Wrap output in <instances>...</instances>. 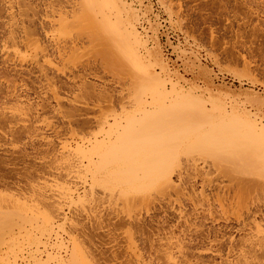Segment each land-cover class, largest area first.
Here are the masks:
<instances>
[{"label": "rangeland", "instance_id": "rangeland-1", "mask_svg": "<svg viewBox=\"0 0 264 264\" xmlns=\"http://www.w3.org/2000/svg\"><path fill=\"white\" fill-rule=\"evenodd\" d=\"M91 2L0 0V196L19 197L54 219L46 225L38 216L32 237L25 242L24 232L17 236L18 249L8 262L68 264L76 245L86 253V264H168L161 253L165 238L173 236L178 264H236L247 255L250 264H264V179L242 177L253 186L240 192L242 178L228 177L211 158L193 152L180 154L169 170L171 189L147 187L123 196L126 185H96L107 177L87 166L86 157L95 145L115 144L128 121L152 111L150 93L134 99L139 70L165 81L166 93L173 86L179 94L193 88L204 95L207 111L209 100L218 99L227 115L246 116L263 130L264 0ZM90 18L107 25L108 33L121 35L130 26L139 36L136 50L118 39L120 45L112 46L109 33L113 50L125 49L114 56L107 38L102 43L101 35L90 33ZM110 52L121 63L108 59ZM129 60L139 64L136 71L128 64L120 70L127 61L134 64ZM66 161L80 164L71 171Z\"/></svg>", "mask_w": 264, "mask_h": 264}, {"label": "bare ground", "instance_id": "bare-ground-1", "mask_svg": "<svg viewBox=\"0 0 264 264\" xmlns=\"http://www.w3.org/2000/svg\"><path fill=\"white\" fill-rule=\"evenodd\" d=\"M90 2H91V0H90ZM108 5L110 6V3ZM105 8H107V7L104 6V9ZM105 10H107V9H105ZM88 11H89V9H88ZM102 17H103V15H102ZM90 19H92V21H93V18H90ZM90 19H86V24L89 23L88 24L89 26L88 25L87 26H88V29H90V33L92 31L91 34L93 37H99L101 35L100 38L103 41L102 43H105V41H106V43H105L106 46H109V47H107V50L114 52V54L116 53L114 56H117L118 49H119L118 48L117 50L116 49L113 50L114 47L112 48V46H115L116 44L118 45L119 42L116 41L117 39L120 40V44L124 43L123 46L127 50H129V49L130 50L131 49L136 50V47H134V46L138 45L139 36L133 30H129L131 28L130 26H128L130 28L127 27L124 30L122 29L124 33H122L121 35L115 31L113 32V29H112V33H111V31L108 29L110 35L113 38L114 37L116 38V39L115 38L112 39V40H115L114 43L112 40H110V43H111V41L113 43V44L111 43L112 44V46H111V44L109 45V41L107 38L109 33H108V31L106 32V30H105L107 28L106 27L107 25L105 26V29L102 27L103 30H105V33H104V32H102L103 30H101L102 29L100 27L101 24L99 23L100 25H98V23L95 22V20H94L93 21L94 23H92V25H91V22H87ZM102 22H104V20ZM95 23H97V24H95ZM93 26H94L95 30L91 29V27H93ZM96 29H98V30H96ZM110 29H111V27H110ZM122 30H120L119 32H122ZM94 31L95 32L98 31L101 34L98 32L96 34ZM10 33L11 32H9V34ZM106 34H108V35L105 36ZM103 35L105 36V38ZM111 36H110V38H111ZM11 37L12 36H10V38ZM104 39H106V40L104 41ZM95 40H93V41L95 42ZM121 41H123V43ZM105 44H104V46H105ZM117 45L115 46L116 48H117ZM127 46L129 47V49L127 48ZM120 47H122V45ZM120 49L122 50V48H120ZM120 49H119V51H121ZM123 50H125V49H123ZM129 53H132V52L130 51ZM133 53H134V51H133ZM136 54H137V52L135 51V54H134L135 57L138 55V54L137 55ZM109 55H110V57L108 59H111V57H112L111 52ZM134 55L132 57H134ZM123 56H121V58L125 59V57H123ZM112 58H114V57H112ZM115 58L112 60V62H115V60H116L115 63L118 64L119 63L118 61H120V63H121V60H119V59L117 60V58L116 59ZM138 59H140V57ZM108 61L110 62V60H108ZM125 61H126V59H125ZM112 62H110V63H112ZM127 62H126V65L124 63L121 65V67H119L120 70H121V68L125 69L126 68L125 66H127V64H128L127 68L131 69V67H133L131 70L134 69L133 71L135 72L136 71L135 69H137L136 66H138L139 64L135 65V62L133 60L132 61L129 60V62L134 63L131 66V63H127ZM137 62H138V60H137ZM117 68H118V66H117ZM134 72L129 71V73H131V74H134ZM150 73H152V74H147V72L144 73V72L139 70V72L136 73V78L134 77L135 79L133 78L132 75L131 76H132L133 81H134L133 82L134 99L136 101H138L142 93H145V92L150 93L151 99H152V103H151L152 104V111L149 114L147 113V115L144 116L140 120H138V119L133 120L132 119V120L128 121V123H129L127 125L128 127L126 129H124L122 133L118 134V138L116 137L117 135L115 136L117 138L115 140L116 141L115 144L113 143V145L106 146V147L101 146V145L100 146L95 145V148L92 150V152L93 153L97 152L96 153V155H97L96 159H98L97 162L95 161L96 159L93 160L91 157V154H93V153H88V155L86 156L88 158V160L86 159L88 161L87 166H89L93 171L103 172L104 175H106V177H107L108 181L106 179H104L103 183L96 182L95 181L96 179H95L94 181H95L96 185H99L102 189H110L112 181L116 182L120 186L126 185L127 189H128V187H129V189L124 190L126 192L122 193L123 196H126V194L128 195V193L130 194V192H133V193L134 192L135 193L140 192L141 193L147 187L154 189L155 191H165V190L167 191V190L171 189L173 186L171 178L169 177V170L173 166L176 165L177 157L180 156V154H182V156L187 155L186 157H188V155H189V157H190V155L191 156L193 155V152H197L198 155H200V157L205 156L204 159H206V158L210 159L211 158L210 160L213 161L212 164H214V166L217 167L218 171L227 175L230 178L240 179V178L244 177V179H245V177H246L248 180H250V179H252V180L253 179H257V180L264 179V151H263L264 150V147H263L264 146V142H263L264 137L262 139L259 138V137L264 136L263 135L264 129L263 130L258 129L259 127L257 126V124H255L251 119H249L246 116H242V115L240 116L239 114H235V113L232 115L231 114L227 115V112H225L224 107L221 105V103L219 102L218 99L209 100L210 107H211L212 111H210V110L207 111V108H205V103L203 102L204 95L202 93H200V95H197V92L193 88L189 89V92L187 94H184L185 92H183L182 94H179V93H177L176 88L172 85L173 87H172V90L170 89L171 90L170 94H169V92L166 93L165 81L161 80V78L159 76L154 75L153 72H150ZM242 122H244V124ZM70 132H72V131H70ZM117 133H118V131H117ZM260 135H262V136H260ZM68 145H69V143H68ZM63 147L64 146H62L61 148L63 149ZM256 147H257V149H256ZM258 149H260V150H258ZM67 152H69V150ZM80 152L83 153L82 150H80ZM72 153H74V152H72ZM72 153L69 152L66 154H72ZM75 155H77V154H75ZM64 156H65V154H64ZM61 157H62V155H61ZM67 158L65 157V159H67ZM76 158H77V156H76ZM61 159H63V158H61ZM73 159H74V157H73ZM79 161H81V160L79 159ZM71 162H69V163L67 162V165H66L67 168L66 169H68V170L70 169L72 171L73 169H76L77 167H79V166H77V164H80V163H77L75 165L74 164L75 162L74 163H71ZM63 164H64V162H63ZM63 168H65V167H63ZM80 168H81V166H80ZM76 171H78V170H76ZM73 172H75V171H73ZM105 180L107 182H104ZM109 180L110 181L112 180V181L109 182ZM145 180H147V182H145ZM257 180H255L256 184H257ZM131 181L132 182L135 181V183H132ZM54 182H56V181H54ZM234 185H236V184H234ZM238 185L240 187L239 191L243 192V193L247 192L249 190V188H251L250 186H253L252 184L249 185L248 181L246 182V180H243V178H242V180H240L238 182ZM65 187L68 188L70 186L66 185ZM235 187H237V186H235ZM257 188H258V186H257ZM111 189H112V187H111ZM162 189H164V190H162ZM176 189L178 190V187ZM237 190H238V188H237ZM36 191H38V190H36ZM65 191H66V189H65ZM71 191L72 190H70L68 192L70 193ZM235 192H237V191H235ZM5 195H6V193H5ZM7 195L6 196H3V195L0 196V264H10V262H8V259H7L8 254L11 253V251L13 249L17 248L16 247L17 236L22 235L21 232H24L22 235V238H23V241H25V242L28 240V237H32L31 236V233H32L31 228H33L34 226L37 227L38 222H36V221H37L38 216H41L43 223L46 225L47 224L50 225L52 220H54L53 216L51 214L45 215L44 213H40L36 208L37 206L33 207L32 205H29L24 199H23L24 201H22V199L20 200L19 197L18 198H12V197L6 198ZM39 195L40 194L38 193V196ZM62 195H63V193H62ZM68 195L69 194H67V196ZM46 196H48V195H46ZM54 197H55V195H54ZM121 197H122V195H121ZM96 199H97V197H96ZM45 202H46V200L43 203H45ZM56 202H57V200H56ZM76 203H77V201H76ZM45 204L48 205L49 207H47V206L46 207L51 209L53 212H56L58 209V208L57 209L55 208L57 205L55 206L54 202H52V203L46 202ZM58 204H59V201H58ZM59 210H60V208H59ZM41 212H42V210H41ZM53 212H51V213H53ZM54 218H56L55 213H54ZM25 224L26 225L28 224L30 226L31 232L26 230ZM40 229L41 228H39L38 230H40ZM51 229H52V227H51ZM21 230H25V231H21ZM35 237L36 236H34L32 240H35ZM169 237L165 238V244H163V245H165V248H164V246L163 247L161 246L162 248H164L163 251L161 249V251L163 252L161 254L164 255L163 257L166 259V262H168V264H178L177 261L174 260L175 257H174V252L172 249L173 247H171V245H172L171 239L173 236L170 238ZM173 244H174V242H173ZM177 245L179 246L178 243H177ZM72 248H74V249L72 250L73 251L72 256L70 255L71 260L68 264H79V263L81 264V262L84 261L85 258L87 259V257L85 256L86 253L83 252V250L82 251L80 250L81 247L79 249L75 245V247L72 246ZM174 248H175V246H174ZM178 248L180 249L181 246H179ZM180 252H181V250H180ZM250 252L251 251H249L247 253V251H246L247 254H249ZM240 256H242V254ZM247 257H249V255H247ZM247 257H245L241 261H240L241 258L240 259L238 258L236 260L238 262L240 261L239 262L240 264L242 261H243L242 263H249L250 264L249 258H248V261L246 259ZM254 261H255V259H254ZM238 262H236V264ZM62 263H64V262H62ZM82 263L86 264V262L85 263L82 262Z\"/></svg>", "mask_w": 264, "mask_h": 264}]
</instances>
